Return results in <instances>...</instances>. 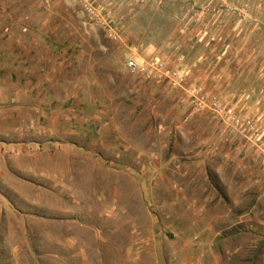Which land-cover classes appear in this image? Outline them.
Returning a JSON list of instances; mask_svg holds the SVG:
<instances>
[{
    "label": "rangeland",
    "instance_id": "374dc122",
    "mask_svg": "<svg viewBox=\"0 0 264 264\" xmlns=\"http://www.w3.org/2000/svg\"><path fill=\"white\" fill-rule=\"evenodd\" d=\"M0 264H264V0H0Z\"/></svg>",
    "mask_w": 264,
    "mask_h": 264
}]
</instances>
